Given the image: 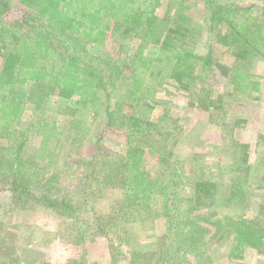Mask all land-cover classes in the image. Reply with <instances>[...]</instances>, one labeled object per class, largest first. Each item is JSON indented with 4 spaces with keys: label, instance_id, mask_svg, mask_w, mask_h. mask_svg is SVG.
Returning <instances> with one entry per match:
<instances>
[{
    "label": "trees",
    "instance_id": "obj_1",
    "mask_svg": "<svg viewBox=\"0 0 264 264\" xmlns=\"http://www.w3.org/2000/svg\"><path fill=\"white\" fill-rule=\"evenodd\" d=\"M19 4L24 12L9 22L13 0H0V130L13 131L0 159V225L18 208H42L72 222L78 245L87 238H106L111 246L113 236L125 224L150 213L151 197L156 193L163 199L166 231L158 250L131 253L127 264H212L203 247L207 239L227 240L230 256L236 259H242L247 249L264 252V200L252 219L235 215L216 222L211 219L215 208L245 204L254 165L224 166L233 173L228 194L220 183L195 174L187 193L185 178L178 171L168 164V177L161 180L152 175L148 162L156 151L167 147L157 143L175 140L176 128L159 125L138 112L153 106L144 101L151 97L152 88L143 87V77L155 70L175 81L179 89L196 88L208 102L209 81L216 77L217 44L235 52L241 61H264V0L257 6L177 0L173 25L163 36L154 32L162 0H19ZM200 19L209 33L204 55L195 48L204 33ZM105 21L112 23V30H139L143 44H151L148 55L138 54L139 64L131 68L130 77L124 76L130 80L124 93L119 90L118 64L96 58L90 51L104 43L108 33ZM227 72L236 93L260 92V81L247 69L235 66ZM53 96L65 105L51 117L74 116L75 140L85 135L78 128L83 112L92 113L101 123L92 150L79 163L74 190L54 179L57 148L65 133L59 130L58 120L49 118L47 106ZM29 105L32 112L23 128ZM119 130L126 139L124 161L109 159L102 144L106 133ZM34 136L40 139V147L33 161L28 151ZM258 187L264 188V176ZM116 188L122 190L123 197L108 215L100 204L104 192Z\"/></svg>",
    "mask_w": 264,
    "mask_h": 264
},
{
    "label": "rangeland",
    "instance_id": "obj_2",
    "mask_svg": "<svg viewBox=\"0 0 264 264\" xmlns=\"http://www.w3.org/2000/svg\"><path fill=\"white\" fill-rule=\"evenodd\" d=\"M219 1L257 6L263 0ZM176 5L177 0H162L154 19V32L157 35L163 36L170 30ZM12 11L7 18L9 22H13L24 12L19 0H13ZM199 22L204 27V33L195 42V48L198 53L204 55L208 51L209 33L204 21L200 19ZM104 27L108 30L104 43L92 47L90 51L96 58L118 64L121 70L118 74L119 90L124 93L128 86L126 82L130 81L129 78L125 80L124 76L130 77L131 68L139 64L138 54L148 55L151 44H143L139 30H112L110 21H105ZM215 47L216 77L209 81L211 93L208 102L199 95L196 88L179 89L175 81L165 77L159 70L143 77V87L150 85L152 88L149 93L151 97L144 101L153 103V106L144 107L138 112L147 114L148 119L159 125L169 124L176 128L175 140L170 143L167 140H158L163 141L157 143L158 147H167L165 150L156 151L154 156L148 158V162L152 175L160 176L161 180L168 177V164L173 171H178L185 178L187 193L191 191V178L195 179V174L220 183L228 194L233 173H228L224 166L232 165L238 168L245 163L254 165L245 204L241 207L215 208L211 212L213 222L222 220L227 215L252 219L257 215L260 203L264 200V188L258 187L264 176V61L258 58L241 61L235 52L218 44ZM235 66L247 69L253 79L260 81V92L244 95L233 90L230 73L227 71ZM220 67L225 68L222 70ZM220 69L224 73H221ZM64 105L65 102L53 96L47 106L50 121L58 120L59 130L65 133V139L61 138L60 147L57 148L59 158L54 167V179L65 188L74 190L80 176L79 163L92 150V141L95 134L101 130V123L93 119L92 113L83 112L79 118L81 124L77 127L85 135L75 140L74 135L78 129L71 124L74 116L55 115ZM31 112L29 105L23 117V128L28 125ZM53 113L55 116L51 117ZM123 133L121 130L106 133L102 144L109 159L124 161L127 146ZM12 135L13 131L8 130L6 133L0 130V159ZM39 147L40 139L34 136L28 151V156L33 161L39 154ZM103 196L100 206L106 214L112 215L123 197V192L118 188L107 189ZM151 198L150 213L138 215L136 222L132 220L125 224L122 230L113 236L114 244L111 246L106 238H87L84 244L78 245L76 232L68 218L42 208H18L9 212L3 218L2 226L0 225V264H70L73 261H83L87 264H127L131 253L158 250L160 238L166 231L162 196L155 193ZM203 247L212 257V264H264V252L258 253L252 249H247L242 259L233 258L230 256L231 244L225 239H207Z\"/></svg>",
    "mask_w": 264,
    "mask_h": 264
}]
</instances>
